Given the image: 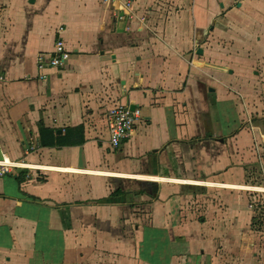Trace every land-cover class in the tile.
Masks as SVG:
<instances>
[{"label": "crops", "instance_id": "1", "mask_svg": "<svg viewBox=\"0 0 264 264\" xmlns=\"http://www.w3.org/2000/svg\"><path fill=\"white\" fill-rule=\"evenodd\" d=\"M258 62L264 0H0V264H264L250 200L197 192L264 188Z\"/></svg>", "mask_w": 264, "mask_h": 264}, {"label": "built area", "instance_id": "2", "mask_svg": "<svg viewBox=\"0 0 264 264\" xmlns=\"http://www.w3.org/2000/svg\"><path fill=\"white\" fill-rule=\"evenodd\" d=\"M117 0H103L106 2H115ZM57 38L54 48L49 54H39L37 60V69L42 71L46 66L48 67H61L70 57V53L65 47V42L62 37L63 27H59L57 30ZM41 79L45 78V75H40ZM141 118V110L139 108H132L129 104L115 103L107 108L105 112V127L108 135V142L112 148H117L121 145L122 141L127 139L138 120ZM4 160L0 162V176L9 173L14 167H19L18 163L7 162ZM263 183L258 186H264V170ZM255 186V185H253ZM252 195L249 208L255 212L257 224L264 226V191L245 189Z\"/></svg>", "mask_w": 264, "mask_h": 264}, {"label": "rangeland", "instance_id": "3", "mask_svg": "<svg viewBox=\"0 0 264 264\" xmlns=\"http://www.w3.org/2000/svg\"><path fill=\"white\" fill-rule=\"evenodd\" d=\"M257 68L260 70H264V63L258 62ZM256 90V89H255ZM264 105V100L262 101ZM264 191V188L261 190ZM199 194L204 195L208 198H215V197H238L242 200V202H245L246 200H251V196L244 192V190H238V189H229V188H215L213 186L203 187L199 191ZM249 204V203H248ZM255 233L259 236L260 231L255 228ZM261 236V235H260Z\"/></svg>", "mask_w": 264, "mask_h": 264}, {"label": "water", "instance_id": "4", "mask_svg": "<svg viewBox=\"0 0 264 264\" xmlns=\"http://www.w3.org/2000/svg\"><path fill=\"white\" fill-rule=\"evenodd\" d=\"M132 108H134L133 106H131Z\"/></svg>", "mask_w": 264, "mask_h": 264}]
</instances>
